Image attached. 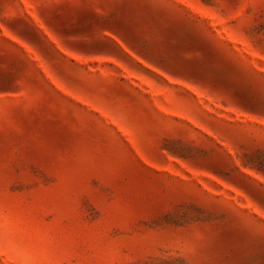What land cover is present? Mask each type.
I'll return each mask as SVG.
<instances>
[{
    "label": "rangeland",
    "instance_id": "obj_1",
    "mask_svg": "<svg viewBox=\"0 0 264 264\" xmlns=\"http://www.w3.org/2000/svg\"><path fill=\"white\" fill-rule=\"evenodd\" d=\"M0 264H264V0H0Z\"/></svg>",
    "mask_w": 264,
    "mask_h": 264
}]
</instances>
